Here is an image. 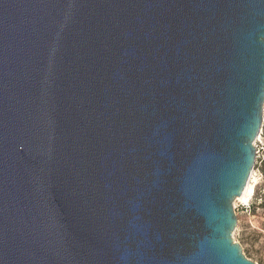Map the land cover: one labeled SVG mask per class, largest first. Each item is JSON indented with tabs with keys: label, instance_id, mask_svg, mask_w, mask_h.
Here are the masks:
<instances>
[{
	"label": "water",
	"instance_id": "obj_1",
	"mask_svg": "<svg viewBox=\"0 0 264 264\" xmlns=\"http://www.w3.org/2000/svg\"><path fill=\"white\" fill-rule=\"evenodd\" d=\"M263 110L264 0H0V264H257Z\"/></svg>",
	"mask_w": 264,
	"mask_h": 264
},
{
	"label": "rangeland",
	"instance_id": "obj_2",
	"mask_svg": "<svg viewBox=\"0 0 264 264\" xmlns=\"http://www.w3.org/2000/svg\"><path fill=\"white\" fill-rule=\"evenodd\" d=\"M254 144L257 153L250 178L253 191L246 203L239 198L234 200L237 225L233 237L246 257L264 264V110L261 131Z\"/></svg>",
	"mask_w": 264,
	"mask_h": 264
},
{
	"label": "bare ground",
	"instance_id": "obj_3",
	"mask_svg": "<svg viewBox=\"0 0 264 264\" xmlns=\"http://www.w3.org/2000/svg\"><path fill=\"white\" fill-rule=\"evenodd\" d=\"M255 143V142H254ZM252 177V173H251V176L250 178ZM250 178L243 190V192L237 197V199L239 198L241 201L245 202V201H248L249 200V197L253 191V187L252 185L250 184ZM246 203V202H245Z\"/></svg>",
	"mask_w": 264,
	"mask_h": 264
},
{
	"label": "built area",
	"instance_id": "obj_4",
	"mask_svg": "<svg viewBox=\"0 0 264 264\" xmlns=\"http://www.w3.org/2000/svg\"><path fill=\"white\" fill-rule=\"evenodd\" d=\"M261 131V130H260ZM259 134H260V132H259ZM259 134H258V136H259ZM254 146H255V144H254ZM255 150H256V147H255ZM256 153H257V150H256Z\"/></svg>",
	"mask_w": 264,
	"mask_h": 264
}]
</instances>
